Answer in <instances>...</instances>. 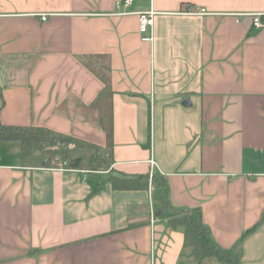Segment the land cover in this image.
I'll return each instance as SVG.
<instances>
[{
	"label": "crops",
	"instance_id": "0c3cea01",
	"mask_svg": "<svg viewBox=\"0 0 264 264\" xmlns=\"http://www.w3.org/2000/svg\"><path fill=\"white\" fill-rule=\"evenodd\" d=\"M124 1L0 0V123L104 145L78 115L102 84L76 59L104 54L113 161L29 166L19 141L0 140V264H197L165 217L180 208L199 209L219 250L264 264V26L252 23L264 0ZM192 8L206 13H183ZM149 10L144 42L137 13ZM146 174L164 179L167 211L150 180L146 190L108 182Z\"/></svg>",
	"mask_w": 264,
	"mask_h": 264
},
{
	"label": "trees",
	"instance_id": "16d2710c",
	"mask_svg": "<svg viewBox=\"0 0 264 264\" xmlns=\"http://www.w3.org/2000/svg\"><path fill=\"white\" fill-rule=\"evenodd\" d=\"M76 59L102 84L101 90L91 103L78 104L79 120L97 126L105 134V144L97 145L44 126H11L0 123V140L19 141L21 143L20 159L29 166L52 168L57 158L66 161L69 169L106 171L113 162L112 89L108 57L104 54L79 55ZM81 110L84 112L81 113ZM149 180L152 182L157 207L167 211L164 179L155 175H152L150 179L148 174L108 178L114 190H146ZM165 217L170 227L183 230L185 244L190 248L191 255L197 264H203L207 259H214L220 264H240L237 254L223 252L213 244L199 209H172ZM258 224L243 233L242 238Z\"/></svg>",
	"mask_w": 264,
	"mask_h": 264
},
{
	"label": "built area",
	"instance_id": "2783aa9c",
	"mask_svg": "<svg viewBox=\"0 0 264 264\" xmlns=\"http://www.w3.org/2000/svg\"><path fill=\"white\" fill-rule=\"evenodd\" d=\"M132 0H125L122 4L121 3H116L117 7L124 6L127 7L130 5ZM184 14H189V15H202L205 14V10L202 8H192L188 10H183ZM154 11L149 10V11H143L137 13L138 16V32L141 35V40L144 42H151L152 41V36H151V29L153 25V18H154ZM46 17L42 16V20H45ZM252 23L254 27H263L264 26V15L263 14H255L252 16ZM153 164V162H151ZM53 169L56 170H69L67 167L66 161L55 159L54 166L52 167ZM149 201L151 202V194ZM151 210V217L155 215L154 211Z\"/></svg>",
	"mask_w": 264,
	"mask_h": 264
},
{
	"label": "water",
	"instance_id": "95a60500",
	"mask_svg": "<svg viewBox=\"0 0 264 264\" xmlns=\"http://www.w3.org/2000/svg\"><path fill=\"white\" fill-rule=\"evenodd\" d=\"M183 104H184V105H189L190 103H189V101H188V99H187V100L184 101ZM155 214L158 215V216H161V215H162V211H157ZM191 259H193V258H191Z\"/></svg>",
	"mask_w": 264,
	"mask_h": 264
}]
</instances>
